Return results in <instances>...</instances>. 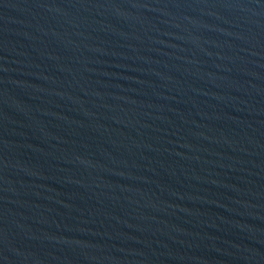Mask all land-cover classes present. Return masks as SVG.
Listing matches in <instances>:
<instances>
[{"label": "water", "instance_id": "water-1", "mask_svg": "<svg viewBox=\"0 0 264 264\" xmlns=\"http://www.w3.org/2000/svg\"><path fill=\"white\" fill-rule=\"evenodd\" d=\"M0 264H264V0H0Z\"/></svg>", "mask_w": 264, "mask_h": 264}]
</instances>
